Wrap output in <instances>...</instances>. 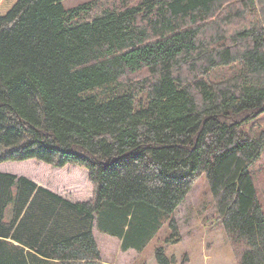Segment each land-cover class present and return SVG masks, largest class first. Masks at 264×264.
<instances>
[{
	"label": "trees",
	"instance_id": "obj_1",
	"mask_svg": "<svg viewBox=\"0 0 264 264\" xmlns=\"http://www.w3.org/2000/svg\"><path fill=\"white\" fill-rule=\"evenodd\" d=\"M263 113L264 0H0V162L77 165L94 187L72 201L0 171V264H105L95 229L142 248L202 174L237 264H264Z\"/></svg>",
	"mask_w": 264,
	"mask_h": 264
},
{
	"label": "rangeland",
	"instance_id": "obj_2",
	"mask_svg": "<svg viewBox=\"0 0 264 264\" xmlns=\"http://www.w3.org/2000/svg\"><path fill=\"white\" fill-rule=\"evenodd\" d=\"M91 0H63L69 9ZM231 66L214 70L213 78H222L231 74ZM254 132L264 130V113L250 123ZM250 170L255 176L259 200L264 207V151ZM0 171L23 175L32 179L38 186H43L72 201H85L93 196V184L88 170L77 165L55 167L36 159L24 161L0 162ZM176 217L182 240L170 244L166 249L168 255L177 257L185 252L190 254L193 264H237L236 254L231 246L222 224L211 193L206 174H202L173 215L164 214L149 241L142 248H132L127 252L121 249L118 238L100 233L95 229L97 241L103 254L105 264H158L155 250L159 246L167 247L166 239L171 230L169 222Z\"/></svg>",
	"mask_w": 264,
	"mask_h": 264
},
{
	"label": "crops",
	"instance_id": "obj_3",
	"mask_svg": "<svg viewBox=\"0 0 264 264\" xmlns=\"http://www.w3.org/2000/svg\"><path fill=\"white\" fill-rule=\"evenodd\" d=\"M2 172H4V171H2ZM14 174V173H13ZM18 175V174H17ZM19 176H21V175H19ZM95 233V232H94ZM104 234H106V233H104ZM106 235H108V236H111V235H109V234H106ZM95 236H96V233H95ZM113 237V236H112ZM96 238H97V236H96ZM115 238H117V237H115ZM119 239V238H118ZM119 241H120V244H121V239H119ZM98 244H99V242H98ZM99 247H100V245H99ZM170 247V244H168L167 245V247L165 248V249H168ZM101 249V248H100ZM132 249V248H131ZM131 249H129V250H131ZM102 251V250H101ZM128 251V250H127ZM127 251H125V252H127ZM188 253V252H187ZM184 254V253H183ZM182 254V255H183ZM173 255V254H172ZM176 257H177V255L176 254H174ZM182 255H181V257H182ZM190 255V254H189ZM169 256H171V255H169ZM102 257H103V254H102ZM156 257V256H155ZM181 257H177L178 258V260L180 261L181 260ZM191 257V256H190ZM105 263V262H104ZM158 263V262H157ZM190 264H193V259L191 258V262H190Z\"/></svg>",
	"mask_w": 264,
	"mask_h": 264
}]
</instances>
